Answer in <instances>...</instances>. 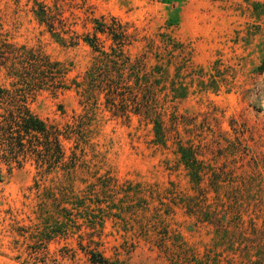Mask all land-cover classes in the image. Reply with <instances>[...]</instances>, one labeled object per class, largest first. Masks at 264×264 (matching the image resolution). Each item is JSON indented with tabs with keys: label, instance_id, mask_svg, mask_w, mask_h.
Returning <instances> with one entry per match:
<instances>
[{
	"label": "rangeland",
	"instance_id": "374dc122",
	"mask_svg": "<svg viewBox=\"0 0 264 264\" xmlns=\"http://www.w3.org/2000/svg\"><path fill=\"white\" fill-rule=\"evenodd\" d=\"M96 17L125 26L117 63L80 39ZM0 34L67 69L66 88L29 97L64 158H0V264H89L91 249L114 264H264V0H0Z\"/></svg>",
	"mask_w": 264,
	"mask_h": 264
},
{
	"label": "trees",
	"instance_id": "16d2710c",
	"mask_svg": "<svg viewBox=\"0 0 264 264\" xmlns=\"http://www.w3.org/2000/svg\"><path fill=\"white\" fill-rule=\"evenodd\" d=\"M49 7L41 2L35 3L34 14L37 20L45 25L51 35L58 41H66L61 32L57 31L56 21L50 17ZM93 32L82 35V39L94 52L103 57L100 61L114 62L122 59L124 46L128 42L127 31L124 24L116 17L94 18ZM105 35L113 41L110 45V52L105 49V45L98 34ZM116 60V61H115ZM118 65V64H117ZM6 70L8 79H12V88L0 86V158L8 155V165L12 162L20 165V156L36 155L43 163H57L64 158L63 145L61 143L60 129L53 124H49L36 114L30 107L29 97L32 91L48 87L54 90L66 88L65 77L67 69L60 61L53 60L49 55L40 49L28 47L26 45L17 46L15 43L7 42L0 34V70ZM120 70V69H118ZM264 72L263 64L259 68ZM106 74L107 69H106ZM90 84H93L101 75H105L104 70L99 65L93 66L87 73ZM118 75V79H101V82L110 81L109 88L118 90L117 85L123 78ZM76 87L79 83L75 82ZM115 93V92H114ZM146 97V96H145ZM145 108L144 115L151 112L149 101H135L138 106L141 102ZM136 112H142L138 107ZM157 132L162 130V123L159 118H151ZM11 167V166H10ZM9 167V169H10ZM1 172V169H0ZM2 175V174H0ZM89 264H114L109 258L104 256L97 249L87 251ZM33 264H63L58 259L44 256H35Z\"/></svg>",
	"mask_w": 264,
	"mask_h": 264
}]
</instances>
